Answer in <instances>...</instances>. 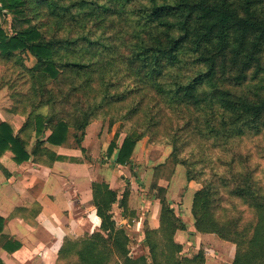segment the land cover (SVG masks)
<instances>
[{
	"label": "trees",
	"instance_id": "obj_1",
	"mask_svg": "<svg viewBox=\"0 0 264 264\" xmlns=\"http://www.w3.org/2000/svg\"><path fill=\"white\" fill-rule=\"evenodd\" d=\"M44 1L50 14L69 24L76 25L81 18L92 14L104 17L110 12L118 14L122 20L118 26L110 23L111 26L99 30L100 22L96 19L94 28L77 30L74 35L58 37L52 34L46 38L35 25L29 24L21 29L15 27V22L21 20L16 14L23 10L20 7L23 0H0V13L9 11L14 15L12 33L0 25V58L16 71L14 77H3L1 82L8 87L15 84L25 87L16 95L10 93L14 107L27 114L26 125L33 126L34 122L37 134L43 127L50 128L47 138L50 143L62 144L69 127L80 130L82 137L97 110L117 96L104 92L99 101L94 99L86 107L77 105L75 110L79 119L70 118V122L67 115L61 116V110L56 111V101L52 97L46 101L41 99L47 91L42 80L55 81L64 72L74 80L102 66L116 68L111 70L110 77L113 72L120 71L126 78L132 76L136 83L134 90L151 89L165 106L177 110L191 107L195 116L183 126L190 127L192 121H196L194 132L199 137L226 142L259 133L264 128V96L250 85L264 72V0ZM23 20L30 22L31 17ZM59 48L70 51L71 55L58 58ZM23 53L35 59L34 65H25L21 57ZM89 53L91 56L87 55ZM100 77L103 80L104 74ZM36 80L39 82L35 86ZM105 84L106 87L109 82ZM35 93L39 96V106L48 104V114L32 113L19 105L23 99L29 102ZM138 131L133 129L123 138L117 150V163L130 160L135 142L141 136ZM13 144L18 147L16 159L27 158L21 141L13 135L10 126L0 124V154ZM42 145L43 141L37 140L36 148H42ZM115 145L114 141L109 144L108 157ZM233 172L232 168L229 174ZM232 178L236 183L228 192L244 198L255 209L252 233L246 235L235 228L229 235L225 234L213 219L205 216L213 192L207 185L193 195L191 211L195 229L214 233L233 243L235 257L231 264H264V195L261 196L255 184H251V173L241 177L234 173ZM242 178L245 185L241 184ZM227 182L226 177L221 179L223 186ZM92 190L96 213L101 219L100 231H94L82 240L72 253L76 256V264H104L111 253L122 255L119 264H145L143 256L133 258L128 255L126 243L129 235L125 228L116 226L112 218L113 203L118 202L126 210V191L123 190L118 199L117 192L104 181L93 182ZM159 190L162 193L164 187ZM159 198L161 210L157 231L163 238L161 255L166 264H181L183 259L187 264H204L202 252L180 257L182 246L173 235L177 229L186 226L174 214L164 195ZM155 231L149 228L145 231L144 240L152 255L155 245L151 243L150 234ZM151 264L160 263L155 259Z\"/></svg>",
	"mask_w": 264,
	"mask_h": 264
},
{
	"label": "rangeland",
	"instance_id": "obj_2",
	"mask_svg": "<svg viewBox=\"0 0 264 264\" xmlns=\"http://www.w3.org/2000/svg\"><path fill=\"white\" fill-rule=\"evenodd\" d=\"M23 1L24 3L20 5L23 10L16 14L21 20L15 22V27L21 29L29 24L35 25L46 38L52 34L58 37L67 34L74 35L77 30L94 28L93 23L96 19H99L100 22L99 30L111 26L110 23L117 25L122 22L118 14L110 12V15L104 17L103 15L92 14L81 18L76 25L69 24L50 14L49 6L44 0ZM13 17V13L9 11L0 13V25L8 33L13 32L11 28ZM24 17H31L30 22H25ZM68 54L71 55V52L61 48L57 50L58 58ZM87 55L91 56L90 53ZM21 57L25 65H34L35 62L28 58L27 54L23 53ZM107 68L105 66L96 68L87 76L81 75L74 80L68 72H64L55 81L42 80L47 91L43 93L41 99L46 101V99L52 97L56 101V111L61 110L63 112L61 116L67 115L68 120L71 122L70 118L79 119L75 110L78 107L77 105H85L84 107H86V104L93 102L94 99L99 101L105 92L106 95L117 96V98L115 97L109 103L105 102L101 109L97 110L90 122L96 123L93 127L97 128V131L98 128L100 130L106 128L109 132H115L113 139L118 142L122 141L133 129L139 130L141 136L135 142L130 160L122 163L119 168L121 171H117L122 179L119 195L121 196L123 190L126 191L128 195L126 203L128 204V201L131 200V203L139 206V208L138 210L133 208L131 210L128 205L126 210H118L117 206L114 205L112 213L118 215L120 212L121 214L125 213L124 215H136V217H138L137 215H160L159 195L162 194L166 201H169L167 203L173 208L175 215H193L191 207L194 192L207 185L210 186L213 192L210 198V207L207 209L208 215L205 216L211 218V220L213 219L217 223L218 229H221L225 234L229 235L231 231L237 228L240 232L244 231L246 235H250L255 222V209L249 206L244 198L230 194L228 189L235 186L236 181L232 178L234 173H238L240 177L246 173H251L253 179L251 184H255V188L260 191L261 196L264 195V128L259 133L236 137L226 142L217 141L214 138L199 137L194 132L196 121H192L190 127L185 128L183 126L185 122L195 116L191 107L181 110L178 108L177 110V108L165 106L163 100L154 94L151 89L134 90L136 83L132 76L126 78L124 73L120 71L113 72L112 77H110L111 70L116 68ZM15 73V69L0 58V81L3 77H14ZM102 74H104L103 80L100 77ZM62 80L63 82H61ZM37 81L34 82L35 86ZM108 82L109 84L105 87V83ZM250 85L264 96V72ZM8 88L9 93L12 92L14 95L17 91L25 89V87H20L19 84ZM130 90L132 92H127ZM38 99V93H35L29 102L23 99L19 102V105L26 111H32V113L38 111L48 114L50 110L48 104L39 106L37 104ZM131 108H133L132 112L128 113ZM69 129L72 131V138L79 142L81 131L72 127H69ZM105 155L106 150L101 147L94 162L101 166L100 170L106 168L110 173L115 166L113 167L110 163L107 165ZM232 168L234 172L229 174ZM99 176H97L98 180ZM223 177L228 179L226 186L221 183ZM243 178L241 184L245 182L243 181L245 178ZM249 183L248 181L247 184ZM131 185L133 186L132 197H130ZM159 187H164L162 193ZM141 198L146 201L143 205L138 200ZM126 225L130 227L128 242L126 243L127 253L130 257L143 256L145 264H151L155 259L160 264H166L164 257L161 255L163 238L160 231H157L158 225H160L159 220L156 228L149 226L151 223L147 216L142 219L138 227H135V223L131 219L127 221ZM148 228L157 231L150 234L151 243L155 245L153 255L144 240L145 231ZM187 229V226L185 229H177L173 238L176 237L177 232H180L182 239L186 240L185 237H188ZM218 238L223 240L220 237ZM181 246L183 249L182 244ZM179 255L181 257L182 250ZM121 256L111 253L104 264H119L122 262ZM184 257L187 258L185 255ZM76 263L77 259L73 254L69 255L64 263L62 262V264ZM181 264H187V262L183 259Z\"/></svg>",
	"mask_w": 264,
	"mask_h": 264
},
{
	"label": "crops",
	"instance_id": "obj_3",
	"mask_svg": "<svg viewBox=\"0 0 264 264\" xmlns=\"http://www.w3.org/2000/svg\"><path fill=\"white\" fill-rule=\"evenodd\" d=\"M28 58L35 62L31 55ZM1 81L0 124L10 126L27 158L16 159L17 144L0 154V264H62L79 248L82 240L100 231L101 219L93 202V182H106L117 192L118 199L121 197L122 179L117 171H121L122 164L115 159L122 141L113 139L115 132L106 128L97 131L93 127L96 123H89L79 142L72 138L69 129L62 144H52L47 141L50 128L43 127L37 134L34 122L33 126L26 125L27 114L15 109L7 84ZM37 140L43 141L42 148H36ZM112 141L116 145L108 157L107 148ZM101 147L106 150L107 165L115 166L110 173L106 168L100 170L101 166L94 162ZM97 174L103 179L98 180ZM132 195L131 185L130 197ZM138 200L142 205L146 202L143 198ZM114 205L124 210L118 202L113 203L112 208ZM128 205L131 210L139 208L131 200ZM124 214L112 213V218L127 234L129 219L138 227L147 216L151 228H156L159 220V215L155 214L138 217ZM177 216L188 228L186 240L180 232L174 238L183 245L182 256L202 252L204 264H231L235 257L233 243L220 240L214 233L197 231L193 215Z\"/></svg>",
	"mask_w": 264,
	"mask_h": 264
}]
</instances>
